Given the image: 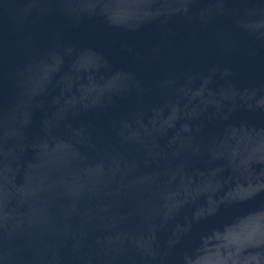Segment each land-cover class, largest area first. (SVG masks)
Wrapping results in <instances>:
<instances>
[{
    "label": "water",
    "instance_id": "water-1",
    "mask_svg": "<svg viewBox=\"0 0 264 264\" xmlns=\"http://www.w3.org/2000/svg\"><path fill=\"white\" fill-rule=\"evenodd\" d=\"M0 264H264V0H0Z\"/></svg>",
    "mask_w": 264,
    "mask_h": 264
}]
</instances>
